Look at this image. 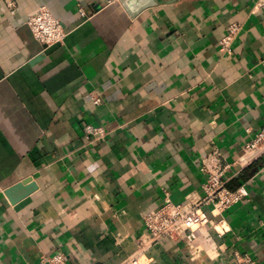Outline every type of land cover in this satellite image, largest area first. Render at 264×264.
Listing matches in <instances>:
<instances>
[{
    "label": "crops",
    "instance_id": "crops-1",
    "mask_svg": "<svg viewBox=\"0 0 264 264\" xmlns=\"http://www.w3.org/2000/svg\"><path fill=\"white\" fill-rule=\"evenodd\" d=\"M0 0V264H127L143 217L166 194L204 195L202 158L218 147L227 185L249 196L143 264H264V5L260 0H156L131 15L121 0ZM146 0H130L138 9ZM47 6L68 29L45 48L27 21ZM231 23L241 26L221 50ZM101 103L95 104L93 96ZM103 126L87 137L86 126ZM31 179L36 189L12 200ZM27 187V186H25ZM23 191H15L19 196Z\"/></svg>",
    "mask_w": 264,
    "mask_h": 264
},
{
    "label": "built area",
    "instance_id": "built-area-1",
    "mask_svg": "<svg viewBox=\"0 0 264 264\" xmlns=\"http://www.w3.org/2000/svg\"><path fill=\"white\" fill-rule=\"evenodd\" d=\"M116 1V0H110ZM264 5V0H260ZM7 6L11 13L16 12L14 0H7ZM34 36L45 48L57 43H62L69 31L64 23L57 18L47 6L38 7L27 21ZM238 23H231L227 28L226 36L221 40V50L230 52L232 42L240 32ZM95 104H99L102 98L93 96ZM106 130L103 126H86L87 137L103 136ZM264 144V123L261 130L246 145L247 151H252ZM201 171L205 175L202 184L204 192L201 200L191 206L175 203L166 194L163 205L156 210L146 213L143 217L146 227V235L138 240L139 248L128 259L127 264H143L142 260L146 252L154 245L167 243L169 240L181 241L186 246L192 257L199 255L201 245L198 243V231L210 223V213L207 207L212 206L211 213H222L236 203L249 196L246 185H240L231 189L227 185L226 173L231 169V163L224 158L222 151L215 147L206 157L202 158ZM264 172V166H263ZM66 253L59 251L54 255L44 257L43 263L67 264ZM235 264H256L255 259L248 253L237 251L234 258Z\"/></svg>",
    "mask_w": 264,
    "mask_h": 264
},
{
    "label": "water",
    "instance_id": "water-1",
    "mask_svg": "<svg viewBox=\"0 0 264 264\" xmlns=\"http://www.w3.org/2000/svg\"><path fill=\"white\" fill-rule=\"evenodd\" d=\"M122 3L127 7V9L129 10V12L131 13V15H136L138 13V11L146 8V7H149L151 5H154L157 3L156 0H146L142 5L141 7H139L138 9H134L131 4H130V0H121ZM27 186V187H25ZM37 185L36 183H33V181L31 179L25 181V182H22V183H19L18 185L14 186L13 188H11L8 193L11 194L12 193V200L13 201H16L18 200L19 198L21 197H24L28 194H30L31 192H33L35 189H36ZM19 190H22L23 192L19 195V196H13V193H15V191H19Z\"/></svg>",
    "mask_w": 264,
    "mask_h": 264
}]
</instances>
